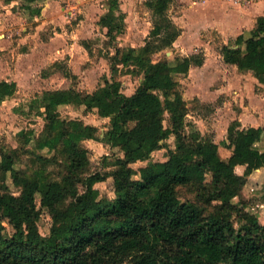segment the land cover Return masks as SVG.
<instances>
[{
  "label": "trees",
  "instance_id": "1",
  "mask_svg": "<svg viewBox=\"0 0 264 264\" xmlns=\"http://www.w3.org/2000/svg\"><path fill=\"white\" fill-rule=\"evenodd\" d=\"M171 3L152 2L157 21L151 36L155 39L139 53L117 49L114 72L117 62H134L145 72L134 94L123 93L117 80L107 81L85 97L71 90L47 93L46 134L37 139L36 147L62 155L64 171L59 179L48 172L51 163L59 162L56 158L38 156L42 166L27 174L16 170L11 154L2 155L0 180L5 183L10 173L21 191L19 195L0 192V215L15 230L7 236L0 221V264H102L133 253L132 264H264V224L233 203L248 177L264 167V150L258 147L264 129L230 126L225 142L232 150L229 159H223L219 145L203 139L199 131H185L188 106L174 75L187 74L193 65H203L204 59L181 56L172 63L152 58L172 48L181 35L168 16ZM101 23L110 35L123 31L125 13L119 0H111ZM236 42L239 47H224L225 62L253 71L264 83V15L250 37L241 34ZM16 90V82L0 81V102ZM68 104L85 105L111 118L105 139L124 153L114 164V200H103L96 187L106 180L105 175H85L91 162L82 143L96 138L97 127L63 119L58 109ZM166 112L171 115V128L164 125ZM22 135L30 143L34 133ZM171 135L176 136L177 147L167 160L149 162L139 170L132 166L148 161ZM238 165H246L244 174L237 173ZM185 186L196 190L211 211L182 199L178 188ZM38 194L53 219L46 238L38 226ZM234 212L240 215V228L233 223Z\"/></svg>",
  "mask_w": 264,
  "mask_h": 264
},
{
  "label": "rangeland",
  "instance_id": "2",
  "mask_svg": "<svg viewBox=\"0 0 264 264\" xmlns=\"http://www.w3.org/2000/svg\"><path fill=\"white\" fill-rule=\"evenodd\" d=\"M119 1L125 13L124 29L110 35L101 18L110 8L111 0H0V81L17 83L15 94L0 102V164L3 154H11L16 170L33 174L42 166L38 156L56 158L59 162L51 163L48 172L59 179L64 171L62 155L36 147L37 139L46 134L47 93L71 90L85 97L107 81L117 80L122 84V92L132 95L142 85L145 72L138 65L117 62L114 72L113 63L118 48L139 53L149 40L155 39L151 36L157 21L152 7L155 0ZM255 1L259 0H172L168 16L181 35L172 48L152 55L154 61L172 63L181 56L204 59L203 65H193L187 74L174 77L188 106L185 131H199L203 139L216 142L223 159L230 155L225 146L230 126L237 123L239 129L253 125L264 129V83L253 71L226 63L223 56L224 47H239L237 37L244 34L248 38L257 27L264 8L259 9L261 5L255 8L258 6ZM58 110L63 119L81 120L97 127L96 138L82 143L91 162L85 175H105L106 180L96 187L103 200H114L113 172L117 169L114 164L124 153L112 148L105 139L111 118L101 117L97 109H87L81 104L61 105ZM164 125L172 127L169 112L165 113ZM30 132L34 133L33 140L26 143L22 134ZM163 144L148 161L132 166L139 170L149 162L167 160L170 151L177 147L176 136L171 135ZM20 191L10 173L5 183L0 180L1 193L19 195ZM80 191H84L83 185ZM178 193L182 199L211 211L196 190L185 186L179 187ZM233 203L254 213L264 224V176L253 182L248 177ZM37 207L39 231L46 238L53 219L49 209L41 204L39 194ZM232 219L237 228L242 226L237 212ZM0 221L5 225L6 235L12 236L13 226L1 215ZM134 260L135 253L110 258L102 264H132Z\"/></svg>",
  "mask_w": 264,
  "mask_h": 264
},
{
  "label": "crops",
  "instance_id": "3",
  "mask_svg": "<svg viewBox=\"0 0 264 264\" xmlns=\"http://www.w3.org/2000/svg\"><path fill=\"white\" fill-rule=\"evenodd\" d=\"M255 3H256V5H258V6H254L255 8L260 7V5H261V8H259V9H262V7L264 8V0L255 1ZM255 8H254V9H255ZM257 9H258V8H257ZM263 15H264V13H261V14H260V16H263ZM260 16H258V17H260ZM7 81H9V80H7ZM250 127H259V125H253V126H250ZM261 127H262V126H261ZM259 145H260V146H259ZM258 147H259L261 150H264V134H263L262 140L258 143ZM226 148H227V147H226ZM227 149L230 151V155H229L228 158H226V159H229L230 156L232 155V150L229 149V148H227ZM245 170H246V165H238V166L236 167V171H237V173H239V174H244ZM262 175L264 176V167L255 170V171L249 176V181L253 182L254 180H256V178H257L258 176H262Z\"/></svg>",
  "mask_w": 264,
  "mask_h": 264
}]
</instances>
